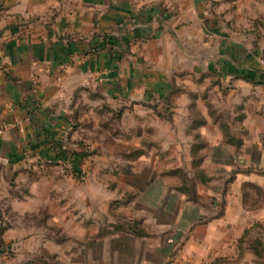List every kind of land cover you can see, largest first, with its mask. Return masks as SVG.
Here are the masks:
<instances>
[{
    "label": "crops",
    "instance_id": "0c3cea01",
    "mask_svg": "<svg viewBox=\"0 0 264 264\" xmlns=\"http://www.w3.org/2000/svg\"><path fill=\"white\" fill-rule=\"evenodd\" d=\"M229 10L258 41L253 24L264 17V0H0V13L8 15L0 22V155L10 159L0 168V199L27 165L45 167L39 159L60 149L54 144L70 145L78 122L97 110L98 96L146 105L143 95L165 90V78L214 63L223 64L220 73L264 86L259 49L246 55L248 39L226 33ZM214 90H176L200 95L186 102V137L176 138L189 142L185 152L177 144L166 164L156 151L150 165L126 172L128 197L119 207L129 214L75 232L72 258L63 264H221L227 253L245 252L246 240L264 230V89H230L232 97L213 100L218 109L244 103L243 122L225 121L240 147L227 142L221 120L210 115ZM182 157L185 165L178 164ZM47 175H35L30 192ZM19 203L12 202L15 211ZM127 226L133 230H121Z\"/></svg>",
    "mask_w": 264,
    "mask_h": 264
},
{
    "label": "rangeland",
    "instance_id": "374dc122",
    "mask_svg": "<svg viewBox=\"0 0 264 264\" xmlns=\"http://www.w3.org/2000/svg\"><path fill=\"white\" fill-rule=\"evenodd\" d=\"M225 12L223 16L229 21L226 33L235 39H248L243 41V50L249 55V52L259 49L260 63L264 67V17H259L257 24H253L258 39L254 38L253 42L249 39L252 28L244 22L239 24V20L235 21L233 10ZM5 16L8 15L0 13V22ZM243 20L246 21L245 17ZM210 48L213 51L214 48L222 50L220 45H211ZM245 61L242 59V62ZM222 68L223 64L214 63L203 69L196 67L192 72L182 73L181 77L172 75L165 78L162 86L165 90L155 95H143L146 105L141 100H135L128 106L119 100L98 96L94 104L97 110L86 113L78 122L76 132L68 140L70 145L66 147L70 152L87 156L80 157V160H60L56 165L50 164L49 156L53 153L42 157V166L45 167L27 165L23 169L24 175L13 180L9 196L0 199V264H63L62 260L68 263L72 258L70 251L75 232L85 228V225H92L88 228L90 230L99 223L118 221L128 215L129 208L125 211L119 207L128 197L125 193L129 190L126 186L128 180L122 178L124 174L132 168L137 172L150 165L156 151H161L157 154L160 161L170 164L173 158L167 156L171 148L180 151L178 144L184 153L183 149L189 143L185 140L177 142L176 138L186 137L187 128L181 124V120L188 116L186 102L189 98L193 101L194 97L197 100L200 95L179 94L177 89L178 92L183 89H216L207 102L210 103L211 117L221 120V124L233 117L235 122H243L246 118L244 103L236 105V108L218 109L213 104L214 98L232 97L227 93L230 89H264V86L253 84L246 77H234L229 70L228 73H220ZM217 89H223L224 95L218 94ZM241 96L246 97L245 94ZM173 97L178 100L176 110ZM237 98L236 94L231 101L235 103ZM193 113L195 118L201 119L198 110H192ZM177 119L178 124L173 122ZM232 127L227 125L225 128L230 132ZM237 129L241 130V125ZM141 152L147 156L144 163L139 162V158L134 159V155ZM163 154L166 157L161 159ZM36 161L31 159L30 163ZM179 162L185 165L186 159L182 157ZM41 172L48 173L44 177V185L41 186V181H38V188L34 185L33 192H30V182ZM16 200L20 202L16 206L19 211H15L12 205ZM25 209L27 212H24ZM221 264H264V230H257L246 240L244 253H227Z\"/></svg>",
    "mask_w": 264,
    "mask_h": 264
},
{
    "label": "trees",
    "instance_id": "16d2710c",
    "mask_svg": "<svg viewBox=\"0 0 264 264\" xmlns=\"http://www.w3.org/2000/svg\"><path fill=\"white\" fill-rule=\"evenodd\" d=\"M248 78V77H247ZM249 79V78H248ZM227 126V124H222L221 125V129L223 130V132L225 133V135H226V137H227V142L228 143H231V144H233V145H236V146H238V147H240L241 145H242V143H241V141H236L235 139H233L232 137H231V134H230V132L225 128ZM54 144V143H53ZM60 147V149H57V147ZM54 148L55 149H57L56 151L54 150V152H52L53 154H51V155H53V156H49V160H51L50 161V164L52 165H56V164H58L57 162H59L60 160L61 161H65V160H70L71 159V161L73 160V159H76V158H79V160L82 158H85V156H87V155H83V153H77V152H70L68 149H63L62 148V146L61 145H56V144H54ZM53 148V149H54ZM143 155V153L141 152V153H138V154H136V155H134V159H137V158H140L141 156ZM84 156V157H83ZM81 157V158H80ZM39 162H40V165H42V164H44V163H42V160H40L39 159ZM47 163V162H46ZM200 163V160H198L197 159V157L196 158H194V162H193V164H194V166L195 167H197L198 166V164ZM174 173V172H173ZM175 173H177V174H179L183 179L185 178V174H184V172L183 171H181V170H179V171H176ZM193 191L194 190H192L191 189V191H187V192H189V194L191 193H193ZM190 194V195H191ZM131 229L133 230V226H127V227H123L121 230H129V231H131ZM1 231L2 230H0V234H1ZM256 250V249H255ZM254 252V251H253ZM256 252V251H255ZM255 254V253H254Z\"/></svg>",
    "mask_w": 264,
    "mask_h": 264
},
{
    "label": "built area",
    "instance_id": "2783aa9c",
    "mask_svg": "<svg viewBox=\"0 0 264 264\" xmlns=\"http://www.w3.org/2000/svg\"><path fill=\"white\" fill-rule=\"evenodd\" d=\"M3 131L0 130V136L2 135ZM10 164V159L6 156L0 155V168L3 166H7Z\"/></svg>",
    "mask_w": 264,
    "mask_h": 264
}]
</instances>
